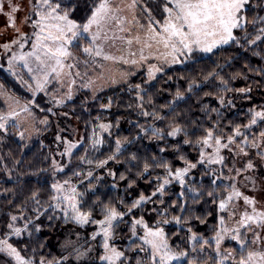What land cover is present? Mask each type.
Returning a JSON list of instances; mask_svg holds the SVG:
<instances>
[{"label": "snow or ice", "instance_id": "1", "mask_svg": "<svg viewBox=\"0 0 264 264\" xmlns=\"http://www.w3.org/2000/svg\"><path fill=\"white\" fill-rule=\"evenodd\" d=\"M0 16V72L27 93L0 83V133L30 138L69 115L59 109L74 113L77 97L89 115L98 106L90 135L56 124L40 170L49 180L7 201L0 264H264V104L226 115L252 87L232 86L244 71L222 75L248 52L264 61V0H0ZM228 50L226 65L212 59ZM208 61L215 67L179 77L186 87L157 106L151 89L172 81L168 70ZM243 67L264 82V66ZM120 94L131 137H114L120 117L105 118ZM105 145L104 158L92 155ZM46 227L59 230L55 254L39 242Z\"/></svg>", "mask_w": 264, "mask_h": 264}, {"label": "trees", "instance_id": "2", "mask_svg": "<svg viewBox=\"0 0 264 264\" xmlns=\"http://www.w3.org/2000/svg\"><path fill=\"white\" fill-rule=\"evenodd\" d=\"M255 2L256 0H253V3ZM232 55V50H228L217 56H214L212 59L216 60L222 65H226V61ZM244 55L247 57V61L244 59L236 60L232 62L231 67L225 66L224 71L222 72V75L228 76L236 71H244L249 77L247 81L240 78L232 81L233 87H252L251 100L242 99L241 97L236 96V108L231 109L230 111L226 110V115L237 120L244 119L243 113L246 112L248 107L252 105L264 104V82H261L260 84L257 83V81H261L262 78L257 76L255 72H250L243 67L245 62H248L251 68L256 69L264 66V61H262L258 56H253L251 52H248ZM214 67L215 65L211 61L197 64L194 69L191 66L189 68H185L182 65L173 66L172 69L168 70V75L173 77L172 81L165 83L164 81L167 80V76H163L160 80L155 82V87L151 89L154 102L157 104V106L165 104L171 100L177 86L181 88L186 87V81L179 79V77L197 76V78H200V73H206ZM132 80L134 82H139L138 77H133ZM0 83H5L6 87L18 95H27V93H25L23 89H21L20 86L15 83L13 78L4 72L0 73ZM106 94L112 95L113 92L112 90H107ZM194 101L195 97H193L192 101H189V105H193ZM128 102H130V97L127 94H120L119 103L114 104L109 113H105V118L107 120L114 121L116 117H120L119 129L115 127L112 129L114 137L116 135L121 137H131L135 135L136 130L132 128V126L127 122L128 119H135V116L130 115L129 110L126 108V104ZM213 103L215 102L213 101ZM79 105L80 97H77L75 101L74 113L72 112V104H69L67 108L59 109L58 111L68 112L69 115L67 117L50 116L49 118L52 121L50 126L46 128L38 138L33 139L28 143L21 142L19 137L14 135V130L12 129L9 130V134L7 136L3 135V141L0 145L2 151L0 152V213L9 210L7 201L12 199L14 195L16 197L15 202L19 203L23 198V195L27 193L28 189L38 188L49 180L48 172H42L40 170L49 167L50 160H45V157L52 155L56 149L54 136L57 131V123H59V126L61 125L65 127L68 126L66 124H69L70 127H72L74 125L73 123H76L78 124L79 128L83 130L82 136L90 135L91 129L85 127V121L96 115L98 106L92 105L91 115H89V113L82 111ZM189 105L181 103L177 110H186ZM37 113L41 115V113L38 111ZM195 114L196 111L195 108H193V115ZM77 116L80 117L79 120L76 119ZM62 135L70 136L69 133ZM143 144L148 146L147 150L149 152L157 151L155 143H149V141L145 140L143 141ZM85 146H87V143ZM131 150H135V146H133ZM82 153L83 149L80 150L78 155ZM107 154V145L101 149L100 153H92V155H95L101 159ZM17 161H19V163H17ZM75 163L76 160L73 158V164ZM111 165L115 168H119L121 171L123 170L122 165ZM9 173L11 175V179H9ZM5 189H11L12 191L5 192ZM101 191L108 192V189L101 185ZM109 195H116V193L111 192ZM58 232L59 230L56 228L49 229L46 227L39 235V242H44L47 245V247L44 249L45 252L52 251L55 254V252L58 250L52 242V239L58 235Z\"/></svg>", "mask_w": 264, "mask_h": 264}, {"label": "rangeland", "instance_id": "3", "mask_svg": "<svg viewBox=\"0 0 264 264\" xmlns=\"http://www.w3.org/2000/svg\"><path fill=\"white\" fill-rule=\"evenodd\" d=\"M4 22H5V18L2 17V16H0V29L3 28V26H4ZM0 73H2V72H0ZM4 73L7 74L6 72H4ZM7 75H8V74H7ZM2 106H3V100H2V98H0V107H2ZM37 115H38L39 117H42V114L39 115V114L37 113ZM73 124H74V125H73L72 127H70L69 124H66V125H68L67 127H65V126H61V125H60L61 128L66 129V131L63 132L62 134H68V133H69L70 138L78 139L79 137L82 136V134H83V130L79 128L78 124H76V123H73ZM38 127L41 128V131H40L39 133L33 132V133L31 134L30 138L28 137V134L26 133V138H25L23 141H21V140H20V141H21V142H26V143H28V142H30L31 140L38 138V137L43 133V131L45 130V128H44L43 125H38ZM72 129H75L76 131H75V132H72ZM19 139H20V138H19ZM2 141H3V134L0 133V145H1ZM0 152H2V151H1V146H0ZM57 158L59 159V157H57ZM111 164H113V163L110 162L109 167H113ZM5 167L7 168L6 165H5ZM58 239H61V237H59L58 235L55 236V237L52 239V242H53L54 246H55L57 249H58V243H57Z\"/></svg>", "mask_w": 264, "mask_h": 264}]
</instances>
